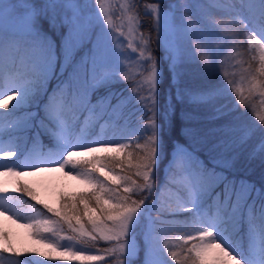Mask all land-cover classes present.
Returning <instances> with one entry per match:
<instances>
[{
  "label": "snow or ice",
  "instance_id": "6c2138e0",
  "mask_svg": "<svg viewBox=\"0 0 264 264\" xmlns=\"http://www.w3.org/2000/svg\"><path fill=\"white\" fill-rule=\"evenodd\" d=\"M94 3L98 12L89 10L87 0H0V108L4 109L0 112V161L15 158L0 163V176L17 178L11 192L0 183V216L29 230L36 244L43 245L18 247L10 232L0 229V251L80 264H97L106 255L114 257L116 264H170L168 256L175 264H264V184L228 175L235 160L227 155L234 147L232 134L239 133V143L244 144L256 126L238 128L228 119L225 105L216 104L218 96L230 94L227 86L215 91L182 90L178 70L184 58L179 37L206 31L231 48L237 42L243 44V33L247 48L257 50L261 66L244 69L242 80L250 77L252 83L248 97L233 80L227 85H233L231 91L241 97L239 104L245 108L253 94L264 96L260 83L264 78V0H176L167 10L158 2L145 4L143 12L140 0ZM217 10L226 14L227 23L237 31H223V21L214 14ZM142 16L156 21L176 100L183 102L187 97L190 104L205 105L212 112L206 119L223 121L204 131L191 124L200 117L184 114L190 126L183 133L190 143L173 146L167 157L171 166L166 183H178V190L186 193L175 203L160 199L163 185L154 192L156 171L167 151L163 133L175 105L171 91L163 107L159 103L157 86L163 70L149 38L137 35ZM125 40L133 52L139 48L140 60L146 61L142 66L147 76L141 73L142 80L133 88L138 96L125 97L111 90L124 72L121 60L128 58L121 51ZM208 51L205 63L214 64L223 49L209 47ZM52 80L56 84L50 89ZM101 89L103 96L97 95ZM9 101H15L11 110ZM133 103L142 111L133 108L125 115L124 109ZM259 120L264 125V115ZM107 125L115 128L118 139L105 137ZM259 132L264 136V127ZM42 134L54 143L47 153L36 155ZM201 151L208 157L207 164ZM257 153L264 156V139L254 149L253 155ZM76 156L91 159L77 161ZM56 170L80 179L91 191L61 196L59 209H54L19 179ZM12 193L42 205L51 216L41 219L38 214L23 220L11 206L5 207ZM183 213L191 215L180 222L177 217ZM65 229L68 235L62 239L71 243L60 245L51 236ZM176 232L183 234L182 242L173 245L169 237ZM100 241L107 247L101 250ZM89 249H95V254H85ZM11 264L43 261L12 260Z\"/></svg>",
  "mask_w": 264,
  "mask_h": 264
},
{
  "label": "rangeland",
  "instance_id": "374dc122",
  "mask_svg": "<svg viewBox=\"0 0 264 264\" xmlns=\"http://www.w3.org/2000/svg\"><path fill=\"white\" fill-rule=\"evenodd\" d=\"M81 3H84L85 0H80ZM89 4V10L93 12H98V6L95 5L94 0H87ZM120 3H124L125 0H119ZM131 2V0H129ZM159 3L161 7L167 10L168 6L172 3H175L176 0H140L139 10L143 12L144 5L150 3ZM217 19L223 21V31L225 32H235L237 28L235 25L227 23V16L222 10H217L215 13ZM103 17L101 16V19ZM115 19V18H114ZM115 22L119 25L121 23L120 20L115 19ZM125 32L127 31V27L125 26L123 29ZM143 35L150 40V47L153 49L154 54L160 58L161 60V68H162V80L158 83V92H159V103L161 107L166 103L169 91L172 93V104L175 105L174 112L171 115L169 121H167L165 131L163 133V144L166 148V153L161 156V162L159 164L158 170L156 171V180L154 182V192H159L160 186L163 185V191L159 193L160 199L164 201H168L171 203H175L178 197L182 195H186V193H182V191L178 190V183L176 185L166 183L168 179L167 169L171 166L169 160L167 159L170 156L171 150L175 145H183L187 147L190 143L186 135L183 133V129L190 126V122L186 120L184 114L191 113L195 116L200 117L201 119L198 122H191L194 126L207 131V129L219 126L223 121H209L206 119L209 115L212 114L211 110L207 108L205 105H193L188 103L187 97H185L184 101H178L175 98V87L172 85V73L169 71V62L163 60L164 56V47L162 46L163 41L162 38L158 35V28L156 27V21L154 18L149 16H142L140 22L139 32L137 34ZM123 39V38H122ZM172 39H175L174 37ZM240 39L243 40V44L237 42L231 48L223 47L222 42H217L215 37L212 35L205 33L202 35L200 31H196L194 34L181 36L179 37V42L182 46L184 58L183 62L179 65L180 72V83L179 87L183 89H188L193 92L197 91H215L220 86H227L230 94L228 96H218L216 98L217 105H225V111L229 112L228 119L231 120L238 128H251L253 125L256 126V131H254L252 137L244 144L239 143V133L232 134V139L234 141L233 150L230 151L227 155L228 157L235 156V160L233 161V169L228 172V175L243 177L256 183L258 186L260 184H264V156L257 153L253 155L254 149H256L257 145L260 143L264 136H261L259 132L260 127H264L261 125L259 116L264 115V96L260 95L258 92L251 96V103L245 108L244 105L239 104L240 96L237 93L232 92L231 88L233 85H227L228 80H233L235 82V87L241 90V93L244 97H248L249 89L252 87L251 78L243 79L242 75H244V69H248L251 65V68L256 69L257 66H261V60L257 50H249L247 48V38L240 34ZM138 43L137 40H133V46H136ZM209 47L212 48H222V54L216 59L214 64H206L205 60L209 57ZM251 51L256 56V63H252L246 51ZM124 53L125 59L121 60V66L124 69V72L118 79V82L112 85L111 90L115 93H122L123 96H138V92H133V88L138 87L137 81L142 80L141 73L144 76H147V72L144 70L143 64L146 61H141L139 58V48H137L136 52H133L131 48L127 47V40H125L124 45L121 49ZM256 66V67H255ZM127 76V79L124 77ZM261 84H264V78H261ZM56 84L55 80H52L49 84V88L51 89ZM105 90L101 89L97 93V95L103 96L105 95ZM95 99V97H94ZM15 101H9V110H11V105ZM113 104L116 103V99H113ZM236 107L235 111H230ZM133 108L140 109L139 104H131L127 108L124 109L125 115L128 112L132 111ZM4 109L0 108V112H3ZM142 111V109H140ZM139 113H137L138 115ZM121 127H123V122L121 121ZM130 126L129 130H131ZM95 132L100 134V129L96 128ZM115 128L112 125H107L104 128V135L106 138H115L118 139V135H114ZM49 142H45L42 137H39L38 142L35 146V154L39 155L41 152L47 153L48 150L52 147L54 140L49 136ZM5 138H7V134H5ZM127 142V141H125ZM32 145H29L31 147ZM97 156L104 155H112V153H96ZM201 159L207 164L208 157L205 155L203 151L200 152ZM74 158L81 159L79 161H84L91 159L88 156H76ZM15 160L9 161H0V163H11ZM211 166V165H209ZM21 178H26L30 181H36L39 184H42L43 191L40 195V200L49 204L52 208L57 209V201L55 196V191L57 189L66 191V192H89L91 191L90 187L81 181L78 178H73L70 175H66L64 172L56 170V171H45L42 173H38L36 175H25ZM17 178L14 177H5L0 176V183H3L5 187L11 190L15 186V180ZM22 182V181H21ZM73 193V194H74ZM18 193H12V197L10 198L11 203L5 204V207L11 206L13 211L20 216L23 220H32L38 217L43 219L46 217H50L51 214L46 213V210L42 208V205L38 204L41 208L36 209L34 205L27 204L22 205L20 202V198ZM143 195V194H141ZM21 197V196H20ZM19 204V207L17 206ZM30 205L32 207H30ZM190 213H183L182 215L177 217V220L183 222L186 217H190ZM3 218V217H2ZM55 219V218H53ZM9 226L19 232L21 235V239L28 240L26 244L29 247H37L43 248V245L36 244V242L30 237L29 230L14 224L12 221L9 222ZM44 235L50 236V234L45 233ZM68 235L67 230L58 232L56 236H51V238L56 241L60 245H68L69 242L66 239H62V237ZM182 233L176 232L173 233L169 237L170 243L175 245L178 242H182ZM28 239H27V238ZM75 247H79V245H74ZM99 247L102 250L107 247V245L103 242H99ZM179 251V248H176ZM95 249H89L85 254H95ZM170 261V264H175V261H171V257H167ZM41 260L43 264H80L79 261H68L61 260L59 258H53L51 260L39 257L35 253H23L20 256H16L14 253L10 254H1L0 253V264H11L12 260ZM106 261H112V264H116L115 258L112 256H105V261L97 262V264H105Z\"/></svg>",
  "mask_w": 264,
  "mask_h": 264
},
{
  "label": "trees",
  "instance_id": "16d2710c",
  "mask_svg": "<svg viewBox=\"0 0 264 264\" xmlns=\"http://www.w3.org/2000/svg\"><path fill=\"white\" fill-rule=\"evenodd\" d=\"M246 54L248 55V57L250 58V60L252 61V63H256L257 61V59H255V60H253L252 59V56L254 55L251 51H249V50H247L246 51ZM256 67V66H255ZM259 68V66H257L256 67V69H258ZM41 137H42V139H44V141L45 142H49V137L46 135V134H42L41 135ZM75 160H77V161H79V160H81V159H78V158H74ZM21 181H22V183H25V184H27L30 188H32L37 194H38V196L40 197V195H41V193H42V191H43V186H42V184H39L38 182H36V181H30V180H27L26 178H19ZM74 192H72V193H70V192H66V191H63V190H60V189H57L56 191H55V196H56V201H57V209H59V207H60V200H61V196H65V197H69V198H71V197H73L74 195H76V194H79V193H84V192H81V191H78V192H76V193H74ZM15 195H18L19 196V198H20V202L21 203H23L22 205H27V204H31V205H34V208H36V209H41L39 206H38V204L36 203V202H34V201H31L28 197H26V196H21L20 197V195L19 194H15ZM18 207H19V204L17 205ZM3 216H0V229H3V230H5V231H8V232H10V234L12 235V237H13V239H14V241L16 242V244H17V246L18 247H29L28 246V244H26L30 239H28L27 237V239L28 240H26V242H25V240H23V239H21V235L19 234V232H17V231H15V230H13L10 226H9V222L11 221V220H9V219H6L5 217H3ZM18 226H20L19 224H17ZM0 253L1 254H10V253H5V252H2V251H0Z\"/></svg>",
  "mask_w": 264,
  "mask_h": 264
}]
</instances>
